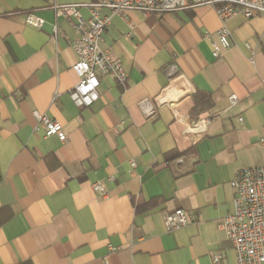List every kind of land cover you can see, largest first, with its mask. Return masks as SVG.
Wrapping results in <instances>:
<instances>
[{"label": "crops", "instance_id": "crops-1", "mask_svg": "<svg viewBox=\"0 0 264 264\" xmlns=\"http://www.w3.org/2000/svg\"><path fill=\"white\" fill-rule=\"evenodd\" d=\"M87 5L0 0V264H211L217 251L236 264L220 226L235 174L264 165V12L229 20L232 45L216 59L205 37L223 25L213 5L147 16L100 7L111 17L102 46L129 77L101 75L100 98L79 107L77 21L59 9L88 18ZM197 96L210 105L195 111ZM34 110L67 140L36 129ZM177 209L195 220L170 231L164 212Z\"/></svg>", "mask_w": 264, "mask_h": 264}, {"label": "built area", "instance_id": "built-area-1", "mask_svg": "<svg viewBox=\"0 0 264 264\" xmlns=\"http://www.w3.org/2000/svg\"><path fill=\"white\" fill-rule=\"evenodd\" d=\"M90 10L88 18L72 6H63L59 13L76 18L78 37L72 42L77 60L73 70L79 81L71 89L70 97L79 107H90L100 98L101 75H109L120 83H125L129 77L122 60L114 56L110 48L102 46L103 36L111 23V17L103 15L100 7H112L115 12L127 8L141 9L144 15L153 12L180 10L198 5H213L223 25L216 32H207L205 37L210 42L214 58H221L231 45V30L227 23L232 18L243 15L254 17L264 12V0H82ZM27 21L35 27L42 28L45 20L30 12ZM132 26V25H131ZM58 27L55 26V31ZM251 60L255 52L250 48ZM235 104L237 95L230 96ZM36 119V129L42 130L46 137L56 136L61 142L68 138L63 125L51 116L39 110L33 111ZM243 121V117L239 118ZM132 167L137 164L130 161ZM110 180H113L112 178ZM235 196L233 209L222 220L220 228L231 242L235 252L236 264H264V165L247 167L239 170L230 182ZM96 193L107 195L103 182L92 183ZM193 214L184 209L164 212V224L170 231L178 230L193 222ZM116 250L117 247H112ZM105 264H108L105 262ZM211 264H228L226 255L217 251L212 256Z\"/></svg>", "mask_w": 264, "mask_h": 264}, {"label": "trees", "instance_id": "trees-1", "mask_svg": "<svg viewBox=\"0 0 264 264\" xmlns=\"http://www.w3.org/2000/svg\"><path fill=\"white\" fill-rule=\"evenodd\" d=\"M30 12H34V10H29V11H26L25 13H30ZM13 13V12H12ZM11 14V13H10ZM202 97V96H201ZM196 100H197V105L194 106V110H198L200 105H207L209 104L210 102V99L208 98H203V100L201 99L200 100V97H196ZM210 105V104H209ZM180 153L179 152H173V153H168L167 154V158L170 159V158H175L177 156H179Z\"/></svg>", "mask_w": 264, "mask_h": 264}]
</instances>
